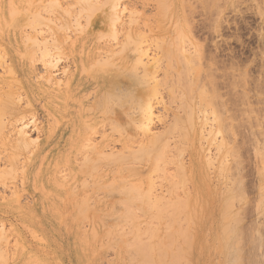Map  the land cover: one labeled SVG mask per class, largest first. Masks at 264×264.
<instances>
[{"label":"rangeland","instance_id":"rangeland-1","mask_svg":"<svg viewBox=\"0 0 264 264\" xmlns=\"http://www.w3.org/2000/svg\"><path fill=\"white\" fill-rule=\"evenodd\" d=\"M53 1L0 0V264H108L114 259V252L109 248L97 253L94 257L90 252L88 254L89 261L84 260L83 255L87 249L80 238L77 239L75 231L78 228V231L82 229L88 231L90 226L87 221L88 217L81 212L83 210L82 205L78 201H70V212L67 214L62 208L65 203L57 198V190L53 183L59 177L63 178L65 176V179L66 177L70 179L71 176L69 175L73 168L80 165V162L84 160H82L83 157L85 159L87 157L85 156L86 152H73V148L69 144L71 132L69 131L70 127H68L69 124L67 125L66 118L74 111L73 108L77 107L75 98L80 96L92 102L94 100L92 89L88 88L85 90V88L89 87V83L82 73V67L85 65L83 62H86L87 57L89 55L92 56V54L97 60L98 58L105 57L106 59L108 56L114 55V52L119 50L120 46L123 47L121 43L124 45L125 38L128 35L132 37L135 31L142 35L141 42L138 39L135 40L139 41L138 44L141 43L139 45L141 47H137L145 50L147 53L145 54L149 59L145 57L151 60V57L155 54L158 55V57L155 55L157 59L152 58L153 61L148 63L149 61L145 57H143L144 59L141 58L143 56L141 54L142 62L151 64L155 59L158 60L157 63H159L161 68L164 67V69L162 68L164 71H162L156 63L158 67L156 66V71H154V78L156 77L157 80H154L165 79L160 80L161 85L157 87L162 86L164 82L169 84V80H166L167 77L165 75L171 71H176L177 65H179V69L181 68V62L178 64L180 56H185L188 59V54L191 55V52L193 53L192 56L195 53L194 51L196 53L199 52V55L196 54L197 57L199 56V61L198 59L196 60L199 62L198 66L200 67L193 66L195 65L194 63L192 65L188 64V66L190 65L188 68L193 67L190 71L193 74H191L192 76L187 75V77H195L197 74L196 80L198 79L197 81H199L200 79V82H202L201 85L198 82L200 87L195 91L196 93H191L193 96L191 100L194 106L196 105L194 121H201V123H198L196 146L198 151H200L199 165H201L200 168H202L205 179L198 184L189 179L190 184L187 181L182 187V182L179 181L183 178L176 169H179L177 167L179 163L188 166L191 154L189 149L183 150V148V154L181 151L182 156L178 153L180 149L177 148H180L179 143H182L176 136L180 133L177 134L174 130V133L171 134L173 136L168 137L171 130L165 139V141L171 139L174 141L173 145H171V141L166 145L167 148L164 152L169 154H164L163 157V153H159L161 154L159 155L156 152L159 147L154 149L156 150L155 155H158L155 162L157 166L161 165L162 169L159 167L161 173L158 170L159 172L153 171V174L150 175L148 168L143 167V169L140 167L138 176L146 177L149 174L153 180H150L152 181L151 184L155 183V185H152L155 188H151L152 193L156 190L158 192L155 193L164 199L168 198L170 200L175 195L176 197L178 196L177 198L181 197L182 199L186 196H183L182 193L188 190L191 192H186V194L189 193L188 199L190 202L195 203L197 200V203H200V200L201 202L204 201L208 217L205 219L207 222H204L203 236L204 230H207L208 236L205 233L204 239L210 245L215 243L212 235L216 230L215 228H217L218 214L221 211L219 208L223 204V200H221L222 193L226 190H232L231 195H235V199L231 196L233 199L232 201L230 200L231 204L229 203L228 206L231 205L232 207L229 206V208L227 206L228 211L226 212L234 213L235 219L239 218V221L236 224L237 222L235 223L233 219L232 222L234 221L235 225L229 221L235 228L232 232L231 230L228 231L233 233L230 234V241L235 238L233 243L237 242L235 243L236 246L229 241L233 244L231 246L234 247L231 248L239 252L236 251L237 258L240 257V259L238 258L241 262L239 264H264V0H57L59 6L56 7L60 9L55 8V11L53 3L51 4ZM55 4L56 0L54 1ZM90 7L95 8V12L92 11L93 8L90 10ZM98 7L100 8L98 9ZM110 7L115 8L114 10L117 12L115 13L114 11V13L119 18H116L119 21L116 22L115 20L114 25L112 22V24L108 23V18L113 15H111L113 9L112 11L109 10ZM87 8L92 11V15H90ZM165 8H170L172 13L167 14ZM100 11L107 13L106 19L100 23H107V26L108 24L109 26L111 25L108 28L105 27L104 32L107 33L104 34L103 31H96L99 28L92 25L95 21L94 16H97ZM63 12H66L67 15L63 14ZM87 15L89 17L88 20ZM30 23H35L37 26L30 27ZM120 23L123 24L121 25ZM166 23H173L172 25L176 26L177 33H174L173 27L168 29L169 27L166 26ZM56 25L59 29L55 27ZM64 25L67 29L62 27ZM109 28H114L111 31L115 30L114 32L116 33L121 31V33L118 36V34L111 33ZM126 30L128 35L126 34L127 36L125 37ZM180 31L182 34L180 33L178 36ZM34 32L37 33L34 34ZM112 34L116 35V41H114L115 37L112 38ZM181 35L183 39L180 37ZM27 36L29 40L36 37L33 40L43 41V46H46L45 50L46 48L50 50L46 52L43 50L44 47L42 48L46 55H48L47 53L50 54L49 65H44L47 63L45 61L49 59L48 56H45V60L43 57H41L43 59H40L41 50H37V48L41 49L42 45L38 43L36 47L35 43L37 40H35L36 42H33L35 46H30L31 41L26 40ZM172 38L176 41L175 43L178 42V46H176L179 48H177L179 53L180 51L182 53L184 49L190 52L187 54L184 51L183 55L181 53L180 55L178 53L170 54V60L172 57L175 63L165 57H169V53L165 55L167 51L174 50L175 43ZM114 44L117 45L116 48ZM138 44L136 43V45ZM132 45H134L132 41L129 42L128 48L125 45L127 49L125 53L130 54L129 50L132 47L135 49L136 46ZM170 45L169 49L168 46ZM181 46L183 50H180ZM143 50L141 51L144 52ZM42 55L44 56V54ZM190 55L189 58H191ZM162 56L163 64L160 59ZM195 57L191 61L196 63ZM52 61L55 62L53 68L50 67L53 66ZM41 62L43 63L41 64ZM190 62L188 60V63ZM169 63H174L175 65L173 70H171L172 66L168 70L170 72L165 71L166 64ZM87 65L88 63L86 62ZM136 65H133V68L135 67L139 74L137 72L135 74L141 75L140 67L142 68L143 65H140V67ZM9 67L11 68L10 71ZM182 67L181 69L184 70V66ZM164 72L165 74H163ZM162 75L165 78L161 77ZM210 77L211 79H208ZM57 79L60 81L58 85ZM166 83L162 86L163 88H157V94L163 89L159 95L150 98L154 107L153 110L151 107V113L154 114H151V117H159L158 119H153L158 120L157 123L151 119L152 121L149 123V130H153L151 133H160L165 128H168L167 124L175 121V119L173 120L175 116L184 117L182 104L178 101L180 100L178 92L181 90V86L178 85L179 83L176 84L177 86L175 85V90L179 89V91L175 92L174 90L175 94L172 91L175 95L174 100L172 93L170 95L168 92L170 85L167 84L169 86L167 87ZM157 84L160 83L158 82ZM68 86L73 92L66 103L68 110L63 111L65 107L62 102L57 100L56 96L63 94V91ZM201 87L207 91V97L205 94L203 95L205 91L203 90L202 92ZM171 90L172 87L169 91L171 92ZM199 91L201 92L199 93ZM8 93L13 97L12 102ZM209 95L211 98L208 97ZM181 101L183 103V99ZM161 105H163L165 110L161 109ZM11 106L16 108L15 116L11 114ZM132 108L129 110L132 111ZM3 109H6V111H3ZM198 111H200V114H198L199 119L196 120ZM202 111L207 115L202 113ZM160 113H164V116L162 115L163 118ZM206 116L208 119L205 120L208 121L205 122L203 120L204 122H202V119ZM12 120H15L13 121L14 123L11 122ZM21 122L24 125L27 124V127L24 126L25 133L23 134L28 141V145L24 147L26 148L25 150L23 149L15 154L12 146L19 141V134L16 132ZM100 123L101 121L96 125V131L92 130L89 142H98L101 138V132H110L108 134L112 132V138L107 147L108 150L106 148L105 152L112 149L115 152L119 151L120 144L118 141H114L117 137L116 133L109 131V125L103 126L99 131ZM203 123L206 124L204 125ZM207 127L212 129V131L209 129L211 131L210 134L206 133ZM200 128H203L201 130L203 134L200 131L201 138L198 137L200 136ZM215 129L216 131L218 130V133H215ZM203 136H205L204 139H202ZM214 136L215 139H213ZM174 138L180 142L174 140ZM211 138L213 141H211ZM215 142L217 146L219 145L218 148ZM219 142L221 145L223 144L222 147ZM168 149L171 151L169 152ZM226 152L228 153L226 154ZM170 154L172 155L170 156ZM177 155H180L181 158L180 156L177 157ZM222 155L227 158L224 159ZM159 156L163 158L161 159ZM172 156L173 158H171ZM158 157L159 161L161 160V164L157 161ZM208 157L214 159L212 161L209 159L208 162ZM219 158L222 162L223 160L226 161L223 163V165H226L225 167L218 164L220 162ZM170 159H173L171 160L173 163L170 162ZM210 162L213 166L209 164ZM222 167H224V172H222ZM174 168L176 169L174 170ZM227 168H234L232 169L233 172ZM227 170L233 174L229 171L227 172ZM162 171H164V175L161 179ZM219 172L220 175L218 174ZM172 173L173 175L179 173V176H173ZM167 174H171L173 177H180L173 178L174 181L177 180L180 184L175 181L177 186L173 185L172 188V183L169 182L172 177H168ZM225 175H227V178ZM233 175L234 178H231ZM84 178L88 179V177ZM227 180L229 181L228 183ZM230 183L232 186H230ZM229 186L230 189L228 188ZM96 187L98 186L95 181L91 188L87 187L89 191L83 189L79 191L82 195L88 192L89 196H85L87 198L85 201L89 200L87 202L89 207L95 205L94 201L96 199L104 196L111 201L117 202L119 193L117 194L116 192L119 191L118 189L114 191L112 188L109 192H106V195L104 190ZM174 187L179 190L174 191ZM168 189H172L175 195L171 192V196L163 194L165 191L167 193ZM80 194L76 195L77 199L82 197ZM153 195L155 194L153 193ZM193 196L194 200L192 201ZM236 196L240 199L238 200ZM178 201L181 206L180 201L182 200ZM116 202L113 209L122 210L123 205L121 206L120 203ZM217 202L220 203L218 204ZM231 214L228 215V218L231 216L230 218L232 219L233 216ZM182 215L184 214L181 213L179 222L182 221V224H184ZM108 218H106V222L111 224L113 219L111 217ZM175 219L177 220V218ZM249 240L251 243H248ZM228 245L230 247V244ZM76 256L83 263H77ZM97 257H101L98 263L94 260ZM215 257L216 259H214ZM221 257L220 255H211L209 264H220L223 261ZM229 261H231L230 258Z\"/></svg>","mask_w":264,"mask_h":264},{"label":"bare ground","instance_id":"bare-ground-1","mask_svg":"<svg viewBox=\"0 0 264 264\" xmlns=\"http://www.w3.org/2000/svg\"><path fill=\"white\" fill-rule=\"evenodd\" d=\"M54 1L51 2V4L53 3L54 11H55V8H58V9H60V8L56 7V6H59V4L57 3V0H56L55 5H54ZM91 8H93V7H90L89 9L91 10ZM99 8L100 7H98V9ZM89 9L87 8L88 11H89ZM112 9H113V11H112ZM114 9H115L114 7L109 8V10H111L113 12V13H111V15L112 14L113 15H112V17L108 18V20H109L108 23L112 22L113 25L115 23L116 18H118V17H116V14H115L117 11ZM165 10H166L167 14L172 13V10L170 8H165ZM88 11H86V12H88ZM92 11L95 12V8H93ZM92 11H89L90 15L93 14ZM114 11H115V13H114ZM63 14L67 15L66 12L65 13L63 12ZM114 14H115V18H114ZM106 16H107V13H102V11H100L97 14V16H94L95 21H94V23H92V25H95L97 28H99V29H96V31H99V30L103 31V34L107 33V32H104V30H105V27L108 28L109 24L107 26V23H100V22H103V20L106 19ZM45 19H43V20H45ZM88 19H89V17L87 15V20ZM110 19H111V21H110ZM118 19L116 20V22L119 21ZM27 24H29V23H27ZM30 24H31L30 27L31 26L32 27L37 26L35 23H30ZM42 24H44V23H42ZM120 24H118V25L120 26ZM172 24L173 23H166V26L169 27L168 29L173 27L174 33H177L176 29H175L176 26L172 25ZM65 25L62 27L66 28ZM55 27H58V26L56 25ZM58 29H59V27H58ZM60 29H62V28H60ZM113 29L109 28L110 32L115 33L116 35L118 34V36H119L121 31H120V33L119 32L116 33V32H114L115 30L111 31ZM31 31H32V29H31ZM35 33H37V32H34V34ZM43 33H44V31H43ZM180 33H181V31L178 32V36ZM38 34H40V33H38ZM126 34H127V30H126V33L124 34L125 37L128 35V34L127 35ZM115 36L113 35L112 38H114ZM139 36H140V38H139ZM141 37H142L141 33L136 32V31L132 37L128 35V37L125 38L126 41L125 42L123 41L124 45H123V43H121L123 47L120 46L119 50L114 52L115 53L114 55H116L115 57H111V56H114V55H111V56H108V58H106V59L104 57V58H98V60H97V58H95V56L92 54V56L89 55V57H87V60H86V62L88 63L87 66H86V62H83L85 65H83V67H82V73L85 75L86 80L89 83L88 84L89 87L85 88V90H87L88 88L92 89V92L94 93V100L92 102L90 100L84 99L85 97H80V96L75 98L77 100V101H75V102H77V107L73 108L74 111H73V109H71L73 112L71 113L70 116H68L66 118H67V125L69 124L68 127H70L69 131L71 132V135L69 138V144L73 148V152L74 153H77L80 151L86 152L87 154H85V156H87V157L85 159L83 157L84 154L82 155V157H83L82 160L84 159L83 160L84 162L82 160H80V161H82V162H80V165H78L76 168H73V171L71 170L72 172L69 175V176H71L70 179L67 177L65 179V176H64L63 178L59 177V179L54 181L53 184H54L55 189L57 190V198L61 199L65 203L62 208L67 214H68V212H70L69 211L70 201H78L82 205L83 210L81 212L85 213V216L88 217L87 221L90 224L88 231H84L83 229L81 231H78V229H79L78 227H77L78 229L75 231V233L77 235V239L80 238V240L83 242L85 248L87 249V251H85V253L83 255V258L85 261H89V255L88 254L90 252L92 253V255L94 257V256H96L97 253H100L104 249L110 248L114 252V259L112 261H110L108 264H209V262H210L209 257L211 255L222 256L221 258H223L222 259L223 261H221L220 264H239L240 257H238L239 259L237 258V256H238L237 252L238 251L237 250H236L237 252L234 251L233 250L234 247L231 246V244L234 242L235 238L234 239L232 238L233 241H230V239H231L230 234H233V233L228 232L230 230H231V232L235 230L234 221H235V223L237 222L236 224H238L239 218H236L237 219L236 220L234 217L235 216L234 213L231 214V212L230 213L226 212V211H228L227 206L230 203V200L232 201V199H233L232 197L235 196V195L234 196L231 195L232 190H226L222 193L221 200H223L222 201L223 204H222L221 208H219V209H221V211L218 214L217 228H215L216 230L214 231V234L212 235L215 243L211 244V245L207 244L206 239H204V237L206 235L205 233H207V236H208L207 230H206L207 232L204 230L205 233L203 236L204 222L206 221L205 219L208 217V213H207V211H205L206 205L204 206V201L201 202L200 196H199L200 197L199 198L200 203H197V200L195 203H193V202H190V200L188 199L189 193H191L188 190L184 191L185 193H182L183 196L186 195L185 197L182 196L184 199L183 198L181 199V197L177 198L178 196L176 197L175 193L173 192V190L174 191L179 190V189H177V187L176 188L174 187L173 190L168 189L169 190L167 192L168 194L166 193V191L163 192V194L165 193L166 196H168V195L171 196L170 192L173 193V195H175V197L170 199V200L168 198L164 199V198H162V196L157 195L156 193L158 191H156V190H154L156 193L153 192L155 195H153V193L151 191L152 190L151 188H155V186L154 187L152 186L153 184L155 185V183L151 184V182L153 180H152L150 175L153 174L152 173L153 171L159 172L160 171L159 167L161 166V165H158V166L156 165L155 161H156V158L158 155L156 156L155 154H156V152H158V154L163 153L162 156L164 157V154L168 153V152H166V153L164 152L165 149L167 148L166 145L169 143V141H171L172 142L171 145H173L174 141H172L173 139L165 141V139L167 137L166 135L171 130L172 131H171L170 135H168V137L173 136L171 134H173L174 131L177 132V134L180 133L179 135L174 134V135L178 136V139H180L181 143H182V144L179 143L180 148H177V149H180V150H178L179 151L178 153H180V155L182 156L183 150L189 149L190 154H191L190 155V162H189L188 166H184V165L179 163V166H177L179 169L174 168V170L176 169L177 172L178 171L180 172V174L182 175L181 177L184 179V180L181 179V181H179V182H182V184H181L182 187H183V184L185 182L188 181V183H189V179H192L197 184L201 180L205 179L204 173H202L203 172L202 168H200L201 165H199V163H200V159H199L200 153L199 152L200 151H198V148L196 146V137L198 135V127H199L198 123H201V121L197 120V119H199L198 114H200L199 113L200 111H198L196 114V120L197 121H194V113H195L196 105L194 106V103L191 100V98L193 97L191 95V93H196L195 91L198 90V87H200L199 84L201 85L202 82H200L201 81L200 79H199V81H197L198 79L196 80L197 74L195 77H190V78L187 77V75L192 76L191 74H193V72L192 73L190 72L191 68H193V67L191 66V68H188L190 66V65L188 66V64L192 65L194 63L195 65H193V66H198V63H199L198 57L199 56L197 57L196 54H198L199 52L196 53V51H194L195 52L194 55L196 56L195 57L194 55L192 56V54H193L192 52H191V55L188 54L190 52H187L188 50L186 51L185 49L183 50V47L181 46L182 49L180 48V50H183V52L185 51V53L188 54V59L185 56H183V57L180 56L181 58H179L178 55H180L181 51L179 53V50H178L179 48L177 47L178 42L175 43L176 41L173 40V38H172V40L175 43L176 48L173 47L174 50H169V52L167 51V53L164 52L165 55H167L169 53L168 54L169 57H167V56H165V57H166V59L168 58L170 60V54L172 55V54L178 53V55H176L180 59L178 64L181 62V65L184 66L185 71L183 69H181V68H183L181 65H180L181 66L180 69H179V65H177L176 71H171V72L168 71L169 69H171V66H172L171 70H173V68H175V67H173V66H175L174 65L175 61H174V59L172 60V57H171L170 61L171 62L173 61L174 63L166 64L167 67H165V71L172 73V74L167 73L165 75V77H167V78L170 77L169 79L166 78L167 81L169 80V84L164 82V84H162V86L165 85V83H166V86H167V84L170 85V87L167 86V87H169V90L172 87L171 92L169 90H168V92L170 93V95L172 93L174 100H175L174 94H175V92L179 91L178 88H177L178 90H175V88L177 86L176 84L179 83L178 85L181 86L182 91L180 90L178 92V97L180 99L178 101H180L182 104L181 106L183 107V112H184L183 116L184 117H182V116L176 117L175 116V118H174L172 116L173 120L175 119V121L172 120L174 123L172 121H171L172 123L169 122L167 124L169 126V127L167 126L168 128H165L160 133H156V134L151 133L153 130L152 131L149 130L150 129L149 123H151L150 121H152L153 119H156V118L158 119L159 117H156V118L151 117V114H153V113H151V107H152V110L154 107L152 106L153 104L151 103L150 98L152 96L156 97V95H159L161 93V91L163 89H161V90L159 89L160 92H159V94H157V91H158L157 88H163V87L162 86L157 87V86L161 85L160 80H165V79L160 78V79H158V81H156L157 80L156 77L154 78V74H155L154 71H156L155 69H156L157 64L159 66V63H157L158 60H155V59H157L158 55L155 54L157 57H155V55H154L153 57H151V60H148L149 58L146 56V54H147L146 51L143 50L142 48L141 49L138 48V47H141V46H139V45H141V43L138 44L139 41L140 42L142 41ZM180 37L182 38L183 36L181 35ZM184 37H185V35H184ZM34 38H36V37H33L29 40V37L27 36L26 40H29V42L30 41L32 42V43L30 42V44H31L30 46L36 45V47H37L38 43H40V45H42L41 49L37 48V50H41L40 59L44 58V60H45V56H48L49 59H48V61H45L47 63L44 62L45 63L44 65H46V64L49 65L48 62H50V54L47 53L48 55H46V52H49L50 50L47 48L45 50L46 46L45 45L43 46V41L39 42L38 39H35V40H37V42H36L35 40H33ZM116 38L117 37L114 38V41H116ZM127 38L129 39L128 41H127ZM135 39H138L139 41L138 40L136 41ZM182 39H181V41H182ZM176 40H178V38H176ZM111 41L113 42V40H111ZM131 41L134 42V45H132V46H136V47L138 46V47L137 48L135 47V49L133 47L130 48V50L132 49L131 51L129 50L130 54L125 53V51L127 50L126 48H128L129 42H131ZM166 41H165V45H166ZM33 42L34 43L36 42L37 44L35 43V45H34ZM54 42L56 43V41H54ZM64 42H65V40H64ZM136 43L138 45H136ZM170 44H171V42H170ZM40 45H39V47H40ZM125 45H126V48H125ZM57 46H59V45H57ZM116 46L117 45L114 44L115 48H116ZM43 47H44L43 50H45L46 52L42 51ZM168 47L170 49L171 45ZM175 49H177V50L175 51ZM141 50H143L144 52H142ZM33 51H34V49H33ZM33 51H32V53H33ZM96 51H98V50H96ZM159 51H160V48H159ZM183 52L181 53V55H183ZM112 53H113V51H112ZM143 53L144 54L146 53V54L144 55ZM42 54H44V56ZM105 54H107V53H105ZM141 54L143 55V56H141L142 59H144L143 57H145V56L148 58L147 59L145 57L146 60L149 61L148 63H150V61L151 62L153 61L152 58H155L154 62L151 64H148V63L145 64L144 62H142V60L140 58ZM159 54H160V52H159ZM102 55H104V54H102ZM189 55L191 58H189ZM163 56H162V58L160 57L161 60L163 59ZM41 57H43V58H41ZM193 57H195L194 60L198 59V61L196 60L197 64L194 61L193 62L191 61ZM51 59H52V57H51ZM161 60H159V61H161ZM188 60H189V62L190 61L191 62L188 63ZM40 61H43V60H40ZM53 61H54V59H53ZM166 61H168V60H166ZM145 62H147V61H145ZM163 62H164V60L161 61L162 64H163ZM42 63L43 62H41V64ZM54 63L55 62H53L52 65ZM48 65H47V67H48ZM54 65L50 66V67L53 68ZM133 65L134 66L136 65L139 67H140V65L141 66L143 65L142 68L140 67L141 72L139 69V72L141 73V75H138L139 74L138 70L135 67L133 68ZM41 66H43V65H41ZM161 66H163V65H161ZM198 67H200V66H198ZM160 68H159V70H160ZM162 68L164 69V67H162ZM195 68H197V67H195ZM8 69H9V71L11 70L10 67ZM132 69H133V71H132ZM163 69H162V71H164ZM192 70L194 71V69H192ZM135 72H137L138 74L137 73L135 74ZM187 72H188V74H187ZM189 72H190V74H189ZM163 74H165V72ZM199 74H200V72L198 73V77H199ZM161 77H164V76L162 75ZM49 78H48V80H49ZM154 79H156V80H154ZM208 79H211V77ZM153 80L156 82H154ZM56 81H57V85H58L60 83V81L58 79ZM158 82L160 84H157ZM198 82H200V83L198 84ZM162 83H163V81H162ZM80 85H79V88H80ZM202 87H203V85H202ZM202 87H201V91L203 92V90H204L205 93H203V95L205 94L207 97V95H208L206 93L207 91L205 89H203ZM174 90H175V92H174ZM172 91L174 92V94ZM201 91H199V93ZM72 92H73L72 89L68 86L66 88V90L63 91V94H59L56 96L57 100L59 102H62L63 106L65 107L63 111L68 110V108H66V106H67L66 103H67V100L70 97ZM180 92H182L181 95H180ZM8 95H9V93H8ZM72 95H74V94H72ZM179 95L181 96V98ZM201 95H202V93H201ZM210 95L208 97H210ZM9 96H11V95H9ZM176 96H177V93H176ZM178 97H176V98H178ZM12 99H13V97L11 96V102H12ZM181 99H183V103H182ZM162 103H164V102H162ZM195 103H197V102H195ZM161 106H162L161 109L165 110V109H163V105H161ZM131 107H133L132 111L129 110ZM99 108L101 110H97ZM179 108H180V104H179ZM6 109H3V111H6ZM162 110H161V112H163ZM178 110H180V109H178ZM15 112H16V108L14 106H11V114H13L15 116V114H16ZM165 112H167V111H165ZM164 113L163 114L160 113L161 116L162 115L164 116ZM202 113H204V112L202 111ZM204 114H206V113H204ZM204 114H203V116H204ZM165 115H166V113H165ZM163 116H162V118H163ZM166 117H167V115H166ZM11 119H13V117H11ZM205 119H208L207 116L202 119V122L208 121ZM13 121H15V120H12L11 122H13ZM99 121H101L100 127L98 126L99 131L101 130V128L103 126L109 125L110 126L109 131H113L114 134L116 133L117 137H116V140H114V141L119 142V144H120L119 151L115 152V151H113L114 149H112L110 151L105 152L106 148L109 146V141L112 138V132H111V134H108L110 132H106V133L101 132V138L98 142H93V141L89 142L91 140V134L96 129V125L99 124ZM153 121L155 122L156 120H153ZM157 122H158V120L156 121V123ZM169 124H171V125H169ZM203 124L205 125L206 123H203ZM203 124H201V125H203ZM26 125H24V123L21 122V125L18 127V131L16 132L17 134H19V141H17L12 146L13 147V153H15V154L20 152L23 149L25 150L26 148H24V147H27V145H28V141L26 140L25 135L23 134V133H25L24 126L27 127ZM202 129L201 128L199 129V134H200V136H198L199 138H201V133L203 134V132L201 131ZM207 129L208 130H206V133L210 134L212 129L210 127L209 128L207 127ZM217 129H218V127H217ZM179 130H180V132H179ZM99 131L97 130V132H99ZM200 131H201V133H200ZM215 131H216V129H215ZM217 131L215 133H218ZM205 136L207 137V135H205ZM205 136H203L202 139H204ZM170 138H172V137H170ZM178 139L174 138V140H177V141H178ZM213 139H215V136L213 137ZM213 139L211 141H213ZM28 140H29V138H28ZM178 142H180V141H178ZM198 142H199V139H198ZM220 142L222 143L221 140H220ZM220 142H219V144L222 147L223 144L221 145ZM31 143L33 144V142H31ZM215 144H216V142H215ZM218 146L216 144L217 148H218ZM225 146H226V144H225ZM227 146H228V144H227ZM158 147H159V149H161L163 151H161L159 149H157V151L154 150ZM182 148H183V150H182ZM107 150H108V148H107ZM200 150H201V148H200ZM168 151L170 152L171 150L168 149ZM181 151H182V154H181ZM227 151H229V150H227ZM218 152H219V150H218ZM227 153L228 152H226V154ZM159 155H161V154H159ZM171 155L172 154H170V156ZM223 155H225V153H223ZM170 156H168V157L170 158ZM179 156L177 155V157H179ZM181 156H180V158H181ZM208 156H209V154H208ZM159 157L161 158V156H159ZM159 157H158L157 161H159ZM165 157H167V156H165ZM209 157H208V162H209V159H211L210 161H212L214 159V158L212 159ZM215 157H216V155H215ZM171 158H173V156ZM206 158H207V156H206ZM223 158H224V156H223ZM226 158H224V159H226ZM171 160H173V159H170V162H172ZM220 160L221 159L219 158V161ZM166 161H167V158H166ZM163 162H165V161H163ZM208 162H207V164H208ZM224 162H226V161H224V160H223V162L220 161L218 164L223 165ZM158 163L161 164V160ZM209 164H211V162ZM223 166L225 167L226 165H223ZM140 167L148 168L150 175L147 174L146 177H139L138 174L140 172L139 171ZM207 167H208V165H207ZM224 167L221 168V169H223L222 172H224ZM230 167H232V166H230ZM156 168H157V170H155ZM160 168L162 169V167H160ZM227 169H229V170L231 169V171H232V169H234V168H227ZM229 170H227V172ZM141 171H142V169H141ZM217 171H218V169H217ZM219 171H220V169H219ZM163 172L164 171H162L161 179H162V176L164 175ZM220 172L218 173L219 175H220ZM159 173H161V171ZM231 174H233V173H231ZM167 175H168V177L171 176V174H167ZM167 175H166V177H167ZM172 175H173V173H172ZM174 175L179 176V173L178 174L175 173ZM173 176H171L172 180L169 179L170 180L169 182L172 183L171 184L172 188H173V185L177 186V184H180V183H178L177 180H175L177 182V184H175V181L173 180V178L175 179V178H180V177H173ZM225 176L227 178V175H225ZM84 177H88L89 181H87L88 179H85ZM231 178H234V175ZM150 180H152V181H150ZM166 180H167V178H166ZM95 181L97 182V186H98L96 188H98V189L101 188L102 190L105 191V193L107 191L109 192L110 189H112V188L114 191H117L115 189L119 190L116 192L117 194L119 193V197L117 198V202L116 201L115 202L120 203L121 206L123 205L122 210L117 211L115 208V210H116V212H115V210L113 209L115 202L111 201L110 199H107L106 196H104L102 198L99 197V199H96L94 201V203H95L94 206L89 207L87 205V202H89V200L85 201V199L87 200V198L85 196H87V197L89 196L88 192L83 193V195H82V194H80L79 191H80V189L89 191L87 187L91 188L93 186V182H95ZM172 181H174V182H172ZM225 182H226V180H225ZM228 182L229 181L227 180V183ZM162 183H164V182H162ZM226 186H228V185H226ZM230 186H232V184ZM230 186L228 187L229 189H230ZM240 186H242V185H240ZM157 188H158V186H157ZM234 188H235V185H234ZM164 189H163V191H164ZM194 189H196V188H194ZM158 190H159V188H158ZM186 192H189V193L186 194ZM238 192H239V190H238ZM238 192L236 191V193H238ZM195 193H196V190H195ZM78 194H80V196L82 195V197H80V198L78 197L79 200L76 198V195H78ZM198 194H199V192H198ZM232 194H233V192H232ZM106 195H107V193H106ZM260 195H261V193H260ZM236 197H238V196H236ZM261 197H262V195H261ZM193 198H194V196L192 197V201L194 200ZM234 199H235V197H234ZM239 199L240 198L238 197V200ZM178 200L183 201V202L180 201L182 207L179 205ZM261 200H262V198H261ZM229 206L232 207L231 205H229ZM217 209H218V207H217ZM238 209H237V211H238ZM229 210L231 211V209H229ZM138 211H140V212H138ZM181 213L184 214V215H182L184 218V220H183L184 224H182L181 220H180L181 222H179V218L181 217L180 216ZM209 214H211V213H209ZM229 214H231L233 216L232 219L230 218L231 216H229V218H228ZM73 216H74V213H73ZM108 217H111L113 219V222H111V224L106 222V220L109 219ZM175 218H177V220ZM229 219H231V220H229ZM233 219H234V221L232 222ZM229 221L232 222L234 225L232 223H230ZM250 238H252V237H250ZM229 241L232 243H230ZM255 241H252V242H255ZM249 242H250V240L248 241V243ZM210 243H211V241H210ZM235 243H237V242H235ZM235 243H233V244H235ZM228 244H230V247ZM231 247H233V248H231ZM230 255H231V257H229V258L231 261H229V258H228V256H230ZM214 259H216V257ZM247 259H248V257H247ZM76 260H77V263H83L79 259L78 256H76ZM94 260L96 263H98L101 260V257H97ZM214 262H215V260H214Z\"/></svg>","mask_w":264,"mask_h":264}]
</instances>
